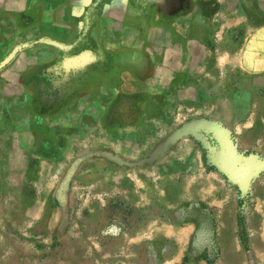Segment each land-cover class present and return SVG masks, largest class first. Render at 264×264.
I'll list each match as a JSON object with an SVG mask.
<instances>
[{"label":"crops","instance_id":"obj_1","mask_svg":"<svg viewBox=\"0 0 264 264\" xmlns=\"http://www.w3.org/2000/svg\"><path fill=\"white\" fill-rule=\"evenodd\" d=\"M255 78L264 0H0V264H264V184L241 217L186 130L264 158Z\"/></svg>","mask_w":264,"mask_h":264},{"label":"water","instance_id":"obj_2","mask_svg":"<svg viewBox=\"0 0 264 264\" xmlns=\"http://www.w3.org/2000/svg\"><path fill=\"white\" fill-rule=\"evenodd\" d=\"M187 132H195L200 134L201 140L207 141L203 132L211 133L215 137L216 142H220L221 148H212L207 146L209 162L219 168V171L234 182L242 193L247 194L252 181L264 171L263 160H246L242 155H239L235 148L231 145L232 137L226 130L219 128L218 124L202 120L196 125L187 126Z\"/></svg>","mask_w":264,"mask_h":264},{"label":"rangeland","instance_id":"obj_3","mask_svg":"<svg viewBox=\"0 0 264 264\" xmlns=\"http://www.w3.org/2000/svg\"><path fill=\"white\" fill-rule=\"evenodd\" d=\"M259 8H262V5H258ZM251 88L254 90V96L255 97H258L263 103H262V106L260 108H258V112L259 114H261L262 116H264V78H255L253 79V81H251ZM219 125V128H222L224 130L225 127H223L222 125L218 124ZM227 131V130H226ZM228 132V131H227ZM229 133V132H228ZM209 133H205L203 132V135L205 136V138L207 139V141H204L203 139L201 140V143H202V147L205 148L207 150V146H211L212 148H217V149H220L221 148V144L220 142H216L214 141L213 139V136H212V140L209 141L208 139V135ZM232 142H231V145L233 146V148H235V150H237L241 145H238V143L232 138ZM242 148V147H241ZM208 152V150H207ZM246 160H263L264 161V158H261V157H257V155L253 152L251 153H246L244 155H242ZM255 161H253L255 163ZM216 167V166H215ZM217 168V167H216ZM217 170H219V168H217ZM263 185L264 184V173L260 175V177L256 178L254 183H253V188L250 189V194H245V193H242L241 196V201H242V204L244 206H242L241 209H239V215L243 218L247 215V207L251 208L252 209V204L253 202L250 201V197H255L256 196V191H257V185ZM264 193V191H263ZM248 202V206H245V204ZM250 209V210H251ZM240 223H242V221H240ZM243 225V223H242ZM243 230V228H241V231ZM210 240V236L207 234L206 237H203V242L205 241H209ZM200 250V248H199ZM199 250H196L193 254H192V257H195L196 255L199 254Z\"/></svg>","mask_w":264,"mask_h":264},{"label":"trees","instance_id":"obj_4","mask_svg":"<svg viewBox=\"0 0 264 264\" xmlns=\"http://www.w3.org/2000/svg\"><path fill=\"white\" fill-rule=\"evenodd\" d=\"M241 239L243 240V243L246 242V241H245V237H244V235L241 236Z\"/></svg>","mask_w":264,"mask_h":264},{"label":"bare ground","instance_id":"obj_5","mask_svg":"<svg viewBox=\"0 0 264 264\" xmlns=\"http://www.w3.org/2000/svg\"><path fill=\"white\" fill-rule=\"evenodd\" d=\"M17 104H19V103H17Z\"/></svg>","mask_w":264,"mask_h":264}]
</instances>
